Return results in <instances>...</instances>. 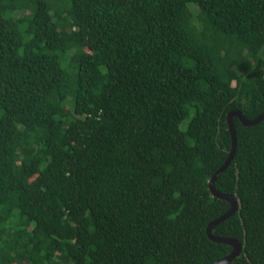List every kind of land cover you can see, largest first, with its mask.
Returning <instances> with one entry per match:
<instances>
[{
    "label": "trees",
    "instance_id": "trees-1",
    "mask_svg": "<svg viewBox=\"0 0 264 264\" xmlns=\"http://www.w3.org/2000/svg\"><path fill=\"white\" fill-rule=\"evenodd\" d=\"M264 112V0H0V264H212L228 114ZM213 226L264 264V118L233 116Z\"/></svg>",
    "mask_w": 264,
    "mask_h": 264
},
{
    "label": "water",
    "instance_id": "water-1",
    "mask_svg": "<svg viewBox=\"0 0 264 264\" xmlns=\"http://www.w3.org/2000/svg\"><path fill=\"white\" fill-rule=\"evenodd\" d=\"M235 115H237L242 121V123L247 126L254 125L260 122L264 118V112L252 119L247 118L246 115L242 111H239V110L231 111L228 114V125H229V129L232 135V149L230 151V154L227 160L224 162V164L213 174L210 180L209 187L211 189V192L214 195L227 199L231 203V207L229 208L227 212L217 217L216 219H214L208 224L207 233L212 240L230 244L233 247V249L228 255L218 260H215L212 264H226L230 262L232 259H234L236 256H238V254L240 253L242 249V244L238 239L234 237H229V236H220V235L218 236L212 232V228L214 225H216L217 223L221 222L225 218L232 215L239 207V202L235 195L220 192L215 187V181L217 177L228 166V164L230 163L236 151L237 138H236V130H235L234 122H233V116Z\"/></svg>",
    "mask_w": 264,
    "mask_h": 264
},
{
    "label": "clouds",
    "instance_id": "clouds-1",
    "mask_svg": "<svg viewBox=\"0 0 264 264\" xmlns=\"http://www.w3.org/2000/svg\"><path fill=\"white\" fill-rule=\"evenodd\" d=\"M233 111H235V110H233ZM211 180V179H210ZM209 184H210V182H209ZM211 190V189H210ZM221 192V191H220ZM213 194V193H212ZM214 195V194H213ZM216 219V218H215Z\"/></svg>",
    "mask_w": 264,
    "mask_h": 264
}]
</instances>
